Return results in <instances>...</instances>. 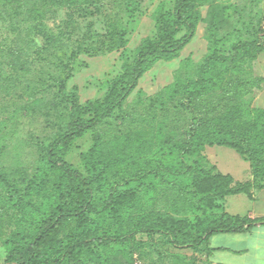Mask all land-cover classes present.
<instances>
[{"label": "rangeland", "instance_id": "obj_1", "mask_svg": "<svg viewBox=\"0 0 264 264\" xmlns=\"http://www.w3.org/2000/svg\"><path fill=\"white\" fill-rule=\"evenodd\" d=\"M175 3L141 0L122 49L79 56L83 64L77 67L67 89L86 116L104 105L112 82L122 73L124 64L132 65L136 49L147 38L157 39L164 32L177 38L185 32L173 17ZM115 11L117 19L126 23L127 13L106 5V16L102 13L86 18L81 30H107L113 20L110 14ZM195 11L200 16L192 40L175 57L160 59L145 71L122 106L99 123L95 132L101 137L98 155L85 154L94 144V136L88 133L77 140L66 157L91 178L94 176L89 167L96 173L103 169V178L93 182L99 208L112 192H127V202L115 218L102 211L89 213L90 223L84 231L78 220L70 219L57 238L70 233L128 232L165 223H180L200 233L219 221L224 211L230 214V195L221 196L230 184L213 181L211 176L216 172L231 174V158L240 155L219 144L225 135L218 136L214 126L219 123L228 132L242 131L249 121L261 120V115L264 120V52L242 46L260 39L264 0H195ZM234 46L241 48L236 51ZM210 57L231 59L230 67L217 65L209 75L212 83L201 88L197 82L203 78L202 71L210 68ZM15 102L11 94H0L6 112L14 110ZM46 106L47 102L43 109ZM47 114L53 121L47 123ZM58 114L64 113L57 104L52 111L36 107L14 124L15 128L9 125L0 139V178L15 183L14 188L0 185V264L8 255L14 234L21 232L30 240L59 200L61 169L51 164L36 145L37 140L42 142L57 130ZM208 120L212 126L204 125ZM196 128L199 133L195 138L201 145L185 151ZM150 171L163 175L134 191L123 186L127 180ZM137 239L129 245L97 247L100 261L86 264H215L209 260L205 246L176 248L162 237L149 238L146 233H139ZM225 241L220 239L218 243Z\"/></svg>", "mask_w": 264, "mask_h": 264}, {"label": "trees", "instance_id": "obj_2", "mask_svg": "<svg viewBox=\"0 0 264 264\" xmlns=\"http://www.w3.org/2000/svg\"><path fill=\"white\" fill-rule=\"evenodd\" d=\"M140 1L0 0V94H11L16 101L12 112H6L5 106L0 104V139L5 137L4 131L9 125L15 128L14 124H18L21 118L36 107L41 111H52L57 104L64 113L57 115V130L54 134L42 142H36L40 153H45L48 161L61 169L59 200L30 240L25 239L21 232L14 234L3 264L97 263L102 256L98 250L100 247L137 243L139 233H146L149 238L158 235L176 248L199 249L205 246L210 258L214 250L210 242L215 234L246 232L256 225L264 224V219L254 220L224 211L219 221L210 224L200 233L192 228H185L180 223L173 226L165 223L163 226L143 227L128 232L102 231L84 236L70 233L62 239L57 238L64 225L72 218L80 222L84 231L85 226L90 223L88 214L91 212L102 211L111 218L119 215L129 198L128 193L112 192L108 199L102 200L99 208L94 199L93 182L94 179L103 178V169L96 173L94 167H89L88 171L94 176L91 178L78 170L66 157L76 146L77 140L88 133L94 136V144L85 154L96 157L101 145V137L95 133L99 123L114 115L122 106L145 71L160 59L175 57L195 34L200 16L195 11V0H176L173 17L184 27L185 32L177 38L167 32L157 39L147 38L136 49L132 65L124 64L122 73L112 82L104 105L86 116L77 98L67 89L77 67L83 64L79 56H94L105 51L122 49L127 43L128 26L135 17ZM106 5H113L115 10L127 13L128 23H124L121 18L117 19L119 16L115 11L110 14V19L113 20H110L107 30H81L86 18L102 13L106 16ZM60 18L62 19L59 20ZM260 31V39L244 43L243 48L254 49L256 53L264 52V28ZM234 47L236 51L241 48ZM230 63L231 59L228 58L210 57V68L202 71L203 78L197 83L201 88L207 87L212 83L209 78L211 71L217 65L229 68ZM48 94L51 96L47 97ZM45 102L47 106L43 109ZM47 115V123L53 121L52 115ZM204 125L212 126V122L208 120ZM214 128L218 136L225 135L219 144L233 148L249 162L255 181H264L262 115L261 120L258 117L249 121L246 129L242 131L233 129L228 132L219 123ZM198 133L199 128L192 131L185 151L200 147V141L195 138ZM162 175L159 171H150L127 180L123 186L134 191L147 181L159 180ZM211 179L216 182H229V188H224L221 193L223 198L247 192L254 185L247 181L236 183L231 174L220 172H216ZM4 184L15 187L14 182L10 183L5 177H1L0 185Z\"/></svg>", "mask_w": 264, "mask_h": 264}, {"label": "crops", "instance_id": "obj_3", "mask_svg": "<svg viewBox=\"0 0 264 264\" xmlns=\"http://www.w3.org/2000/svg\"><path fill=\"white\" fill-rule=\"evenodd\" d=\"M230 173L236 183H254L247 192L230 195V214L264 219V181H255L249 162L237 155L231 158ZM220 239L226 241L218 243ZM210 245L215 264H264V224L246 232L215 234Z\"/></svg>", "mask_w": 264, "mask_h": 264}]
</instances>
